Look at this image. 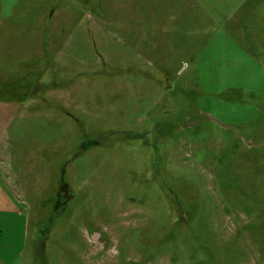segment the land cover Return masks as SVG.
Masks as SVG:
<instances>
[{
  "label": "rangeland",
  "instance_id": "obj_1",
  "mask_svg": "<svg viewBox=\"0 0 264 264\" xmlns=\"http://www.w3.org/2000/svg\"><path fill=\"white\" fill-rule=\"evenodd\" d=\"M0 264H264V0H0Z\"/></svg>",
  "mask_w": 264,
  "mask_h": 264
},
{
  "label": "flooded vegetation",
  "instance_id": "obj_2",
  "mask_svg": "<svg viewBox=\"0 0 264 264\" xmlns=\"http://www.w3.org/2000/svg\"><path fill=\"white\" fill-rule=\"evenodd\" d=\"M34 86H37V85H34ZM12 88H15V86H12ZM32 89V87H31ZM51 89L49 87H46V89L44 90V93L50 91ZM15 91H8V94L9 95H13ZM146 133V130L144 129L140 135H134V137H143V135H145ZM84 147H89L91 144L90 142L89 143H86L84 142L82 144ZM153 161V160H152ZM155 165V164H154ZM156 170V169H155ZM157 171V170H156ZM67 185L65 183H62L60 185V190H61V195L58 194L56 195L57 197L54 198L53 200V205H54V212L56 214H59V212L61 211V208H64L65 209V206L66 204H68L69 202V192H68V189H67ZM83 215V220L81 221V230H84L85 232V235L86 237L90 238L92 241H100L101 243H104L105 240L100 238L101 237V233H99V235H97L96 237L94 236V238L91 237V233L92 230L95 228V219H96V215L97 214H92V213H89V214H86V213H82ZM100 231V229L98 230ZM82 234L84 235V233L82 232ZM85 237V236H84ZM85 237V242L87 243V238Z\"/></svg>",
  "mask_w": 264,
  "mask_h": 264
},
{
  "label": "water",
  "instance_id": "obj_3",
  "mask_svg": "<svg viewBox=\"0 0 264 264\" xmlns=\"http://www.w3.org/2000/svg\"><path fill=\"white\" fill-rule=\"evenodd\" d=\"M206 117H207L208 119H212V117H211V116H209V117H208V116H206Z\"/></svg>",
  "mask_w": 264,
  "mask_h": 264
},
{
  "label": "trees",
  "instance_id": "obj_4",
  "mask_svg": "<svg viewBox=\"0 0 264 264\" xmlns=\"http://www.w3.org/2000/svg\"><path fill=\"white\" fill-rule=\"evenodd\" d=\"M165 87V86H164ZM166 89H171L170 87H166Z\"/></svg>",
  "mask_w": 264,
  "mask_h": 264
}]
</instances>
